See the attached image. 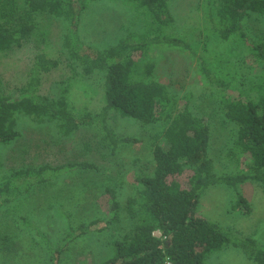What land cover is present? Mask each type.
Returning <instances> with one entry per match:
<instances>
[{
    "label": "trees",
    "instance_id": "obj_1",
    "mask_svg": "<svg viewBox=\"0 0 264 264\" xmlns=\"http://www.w3.org/2000/svg\"><path fill=\"white\" fill-rule=\"evenodd\" d=\"M93 1L22 0L30 13L43 12L63 20L66 24L63 47L71 67L84 77L101 74L103 106L98 112L85 109L75 112L66 86L57 98L41 94V73L56 68L58 62L37 55L27 84L16 96L0 91V145L19 137L17 126L21 116L52 121L64 136L80 128L96 127L102 131L111 154L121 144L135 143L137 139L118 137L107 123L110 114L143 125H164L151 144L153 171L135 176L139 187L124 206L134 218V226L114 240L115 253L96 264H206L211 253L230 247L256 264H264V247L254 238L239 237L197 213L200 198L210 186L231 188L234 191L231 209L242 214L250 213L251 207L238 187L252 181L264 188V73L229 94V83L212 69L204 52H197L188 40L175 34V18L168 0H124L144 14V30L132 31L104 47L87 42L81 35V22ZM251 14L264 15V0H207V20L213 34L223 42L241 39L251 55L264 65V40L251 37L247 31L246 20ZM33 29L32 22L13 27L0 22V52L21 47ZM168 48L186 51L196 59V70L216 97L219 113L235 127L230 153L249 159L243 171L217 173L208 155L207 120L194 114L187 104L179 106L175 96L156 79V62L150 53ZM72 167L97 168L95 163L81 162L10 170L0 178V210ZM104 191L109 199V215L98 231L118 221L122 209L115 189L107 186ZM99 222L97 218L69 226L62 244L52 250L51 264H59L64 248L92 232Z\"/></svg>",
    "mask_w": 264,
    "mask_h": 264
},
{
    "label": "rangeland",
    "instance_id": "obj_2",
    "mask_svg": "<svg viewBox=\"0 0 264 264\" xmlns=\"http://www.w3.org/2000/svg\"><path fill=\"white\" fill-rule=\"evenodd\" d=\"M168 1L175 18V34L188 40L197 52H204L212 69L229 83V94L264 73V65L251 55L241 39L223 42L213 34L207 20V0ZM144 17L124 0H95L83 13L81 35L85 41L104 47L132 31L144 30ZM0 22L10 27L25 22L34 25L21 47L0 52L1 93L16 96L27 84L36 56L42 54L55 59L58 66L41 73V94L57 98L66 86L75 112L101 109L104 104L102 76L96 73L84 77L75 73L63 47L66 32L63 20L43 12L30 13L22 0H0ZM246 27L251 37L264 40V15L251 14ZM203 44L206 51L202 50ZM150 56L156 62V79L175 96L178 105L187 104L194 114L207 120L208 155L217 173L243 171L249 159L230 153L235 127L219 113L216 97L196 70V59L175 48L154 50ZM107 123L118 137L137 141L121 144L111 154L102 131L96 127L80 128L64 136L52 121L19 117V137L0 145V178L10 170L27 166L92 162L97 168L72 167L62 171L57 179L36 186L0 210V264H51L52 250L62 244L68 227L97 218L100 222L92 232L74 239L64 248L59 264H96L115 253L114 240L134 226V218L124 206L139 187L135 176L152 173L151 144L153 136L160 135L164 125H143L114 113L109 115ZM107 186L115 189L122 209L118 221L98 231L109 215V199L104 191ZM238 190L247 199L250 213L231 209L234 191L225 185L208 187L200 198L197 213L239 237L254 238L264 247V188L247 181ZM206 264L256 263L230 247L211 253Z\"/></svg>",
    "mask_w": 264,
    "mask_h": 264
},
{
    "label": "built area",
    "instance_id": "obj_3",
    "mask_svg": "<svg viewBox=\"0 0 264 264\" xmlns=\"http://www.w3.org/2000/svg\"><path fill=\"white\" fill-rule=\"evenodd\" d=\"M157 236H160L159 233H156ZM165 264H171L170 262H166Z\"/></svg>",
    "mask_w": 264,
    "mask_h": 264
}]
</instances>
